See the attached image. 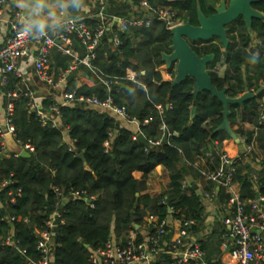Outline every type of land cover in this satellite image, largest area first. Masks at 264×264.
<instances>
[{
    "label": "trees",
    "instance_id": "1",
    "mask_svg": "<svg viewBox=\"0 0 264 264\" xmlns=\"http://www.w3.org/2000/svg\"><path fill=\"white\" fill-rule=\"evenodd\" d=\"M152 6L169 7L174 20L180 23L190 21L197 24V9L200 8L205 17L214 14L221 0H148ZM139 0H123L107 2V11L121 15L131 3L137 5ZM252 8L264 16V1L252 5ZM96 11V10H95ZM79 13V17L94 24L95 19ZM71 18V17H70ZM111 33L106 32L93 51L95 55L91 65L95 72L108 77L125 78L134 73L144 89L128 84L131 91L120 89L108 94L100 83L97 73L78 65L74 71L80 76V85L76 80L65 82L59 87L61 94L75 93L76 99L105 100L108 96L113 103L123 108L130 118L139 125V133L148 143L146 146L134 140L133 128L122 124L107 110L88 105L73 103L59 106L57 117L66 129L72 145L63 142L60 130L49 125L42 126L37 117L26 107L27 99L20 92L22 86L19 79L10 74L7 84L0 85L6 102L12 105L10 116L14 127V140L20 148L30 145L33 152L30 158H20L17 153H4L0 138V180L11 182L0 190V236L13 230L20 249L26 257L36 261L35 234L44 228L54 208L57 189L68 198L63 209V224L55 233L56 246L52 264H91V252L103 247L113 234L115 240L124 242L127 233L135 225L143 227L144 218L156 217L157 223L175 218L177 220H195L192 232L199 231L203 224L205 207L192 186L190 194L182 192L181 183L187 176H195V156L202 146L211 143L221 145L230 141L226 133L217 131L222 123V104L209 93H200L193 99L194 82L185 79L172 88L170 81L162 78L160 68L164 65L163 54H170L171 35L162 22L155 21L148 29L132 28L119 35L121 44L118 49L112 47ZM229 46L226 50L214 38L208 43H192V50L199 56L212 55L213 60L206 66L212 85L217 90H226V96L237 98L244 92L256 91L264 84V20H252L251 30L245 26L242 18H238L227 27ZM255 42L254 55L250 45ZM71 48L78 59L88 56L86 48L75 37H71ZM51 71L57 78L68 70L73 59L58 53L50 52ZM223 60L225 69L220 77L212 71L214 66ZM172 66L168 70L171 78L175 71ZM15 92V98H8ZM53 96V97H51ZM246 100L242 106H229L228 123L231 128L240 120L247 121L253 130L244 131L241 126L233 130L246 145L252 141L253 150L249 156L258 152L262 156L261 169L255 173L251 167L239 162L236 167L235 181L239 185L241 201L248 202L256 198V194L264 197V121L258 124L260 111L257 100ZM46 112L56 105L55 94H51L42 102ZM195 105L194 118L190 120L191 107ZM159 108V109H158ZM264 111V110H263ZM165 126V132L161 130ZM149 142H159L151 146ZM105 144H108L106 152ZM256 152V153H255ZM83 153L84 162L78 155ZM240 157L244 151L237 152ZM215 170L219 165V154L210 155ZM161 166L168 173L169 187L156 197L143 194L146 190V179L152 171ZM134 173H140L136 180ZM199 174V173H198ZM20 195L14 205L8 203L10 194L17 191ZM206 192H216V202L227 206L230 196L221 187L207 182ZM71 191L84 192L91 200L90 204L83 200L69 198ZM172 210L170 215L168 210ZM245 212L250 207L245 205ZM13 217L9 225L2 218ZM224 217V216H223ZM150 231V228L148 227ZM170 230L169 226L165 227ZM222 220L216 223L205 239L200 241V249L209 264H221ZM154 226H152V233ZM170 235L166 236L169 239ZM167 257L164 264H170ZM0 264H27V260L16 251L0 248Z\"/></svg>",
    "mask_w": 264,
    "mask_h": 264
},
{
    "label": "built area",
    "instance_id": "2",
    "mask_svg": "<svg viewBox=\"0 0 264 264\" xmlns=\"http://www.w3.org/2000/svg\"><path fill=\"white\" fill-rule=\"evenodd\" d=\"M5 3L6 0H0V9ZM127 4L129 7L123 14L114 15L107 11V0H100L96 11L86 16L95 19L94 24L87 23L85 21L86 19L81 17L73 23L69 17V22L65 30L52 33L48 38L41 40H33L23 36L19 30L18 17H15L10 24L9 37L6 43L0 47V84L5 86L7 84V77L10 74L19 79L22 86L20 92L27 99L26 107L28 111L37 117L42 126L49 125L56 129L57 125L54 117L58 115L59 106H51L48 112L40 107L39 99L36 98V92L31 86L23 84L22 74L17 69L20 60L27 56H31L33 59L34 76L41 85L45 86V92H48L45 95L46 97L44 96L42 99L50 96V90L55 86L60 87L63 85L66 82V78L74 73L78 65H83L89 71L97 73L98 80L107 89L108 94L112 92L116 93L122 89L123 85L128 86V84L144 89V85L134 73H129L125 78H115L108 77L100 72H95L96 69L91 65V61L95 57L93 51L106 32L111 33L112 47L116 50L121 44L119 35L127 33L132 28L148 29L153 22L158 21L162 22L165 29L170 32L182 23L174 20L175 16L169 7L152 6L148 0H139L137 5ZM72 36H75L88 52V56L81 60L78 59L71 48ZM52 49L73 59L68 70L61 73L56 80L53 79V73L51 71L50 52ZM262 87H264V84ZM16 95L13 92L9 93L7 97L15 98ZM74 95V92L71 94H63V104L60 106L72 105L77 102L107 110L116 118L135 125L138 130L134 134V140H137V136L140 134L138 123L133 118H130L123 108L117 107L110 96L100 101L96 98L76 99ZM259 103L264 110V96L259 99ZM11 113L12 105L8 103L6 116L7 130L3 131L0 129L1 146L3 149L5 147V135L9 133L14 138V127L10 121ZM263 121L264 111L260 112L258 124L261 125ZM161 130L165 132L164 125H162ZM149 144L151 146H157L159 142H149ZM253 144L254 142L252 141L244 147V155L252 152ZM105 147L107 152L108 144H105ZM20 150L28 153L33 152V148L30 145H26L23 148L18 146V153ZM240 159L241 157L232 156L226 151L219 152L218 167L213 171H199V173L204 180L213 183L215 187L223 188L226 194L230 196L228 202L230 206L229 213L222 218L221 250L230 255L234 264H264V241L259 234L260 231H264V215L259 210V205H264V197L258 196L257 199L255 198L247 203L240 200L239 193L235 188L236 167ZM9 184L11 182L0 180V190ZM188 187V184L182 181V192H186ZM53 191L56 195L54 208L50 217L45 222L44 228L35 234L36 251L39 254V258L34 261L26 257V252L20 249L19 241L15 239L13 230H10L4 236H0V248H9L16 251L21 257L27 260V264H52L56 246L54 233L63 224V200L68 199L63 197L57 189H53ZM19 195V190L13 196L10 194L8 203L14 205L16 202L15 197ZM215 195L216 192L211 191L205 197L209 202H212ZM69 198L83 200L85 203L89 201V204L91 202L84 192L71 191ZM246 204L251 209L250 213L245 212ZM169 213H171V210H169ZM1 221L10 225L14 221V218H2ZM149 221L150 224L147 227L150 228V231L144 238L140 237L138 229L135 227L127 233L124 242L115 240L113 236H110L103 247L91 252L89 258L90 263L164 264L165 258L170 257V264H209L204 259V253L200 249V245L192 237V228L196 226L195 220H180L177 235L171 239H166V236L170 233V230H165V227L169 226L167 221L156 223L153 233L152 217H149Z\"/></svg>",
    "mask_w": 264,
    "mask_h": 264
},
{
    "label": "crops",
    "instance_id": "3",
    "mask_svg": "<svg viewBox=\"0 0 264 264\" xmlns=\"http://www.w3.org/2000/svg\"><path fill=\"white\" fill-rule=\"evenodd\" d=\"M99 1L100 0H85L86 6L80 13L85 14V15L93 14L97 8ZM108 1L109 0H107V2ZM20 14H21V10L16 7V0H6V3L0 9V16H1L0 47H2L6 43L7 38L9 37L10 24L13 22L15 17L19 18ZM254 47H255V42H253L249 48L253 50L254 55H257V52L254 49ZM17 69L22 74V79H23L24 85L31 86L33 88L34 81L38 83L36 77L34 76L33 59L31 56H27V57L21 59ZM224 69H225V65H224L223 60H221L220 62H218L214 66L212 71L221 77L223 75ZM168 70L169 69H166V67H165V63L160 68V72L162 74L163 80L171 82L174 77L171 78L170 74L168 73ZM0 77H1V73H0ZM53 79L56 80L54 74H53ZM74 80H76L77 85L79 86L80 85V76H77ZM33 89L36 90V89H38V87H34ZM53 89H55L54 93H55L56 106H60L63 104V94H61V92L58 90L59 87L55 86ZM43 92L44 91L42 90L41 93L43 94V97H44L48 92H44V93ZM43 97L38 98L39 99L38 100L39 106L42 108H43L42 102L44 101V99H42ZM48 97H50V96H48ZM51 97H53V96H51ZM257 103H258L259 111L262 112L263 109L261 108L262 105L259 103V100H257ZM7 105H8V103L6 102V98L2 94V91L0 90V129H2L3 131L7 130V123H6ZM191 109H192V107H191ZM118 120H120L122 122V124H124V125L131 126L133 128L134 134L137 133L138 129L135 125L129 124V123H127L121 119H118ZM190 120H192V119L190 118ZM54 121L56 122L57 129L60 130L61 133L63 134V142L65 144L71 146L72 143L69 140V137L67 135V131L65 128H63L60 120L57 117H54ZM239 126H241L242 129L244 131H247V132H250L253 130L252 125L250 123H248L247 121L242 122L240 120V117H238L237 124H235L234 127L231 129L235 130ZM4 142H5V139H4ZM240 142H241V144L243 146V150H244L245 143L242 139H240ZM222 151H226L230 155L235 156V157L236 156L240 157L237 152H242L239 150V146L237 144H235L232 140L224 141L221 145L208 143V144L202 146L200 152L198 154H196L195 162L193 165L194 171H197V170L208 171L209 168L212 166V161H211L212 159L210 158L211 153L215 152V153L219 154V152H222ZM3 152L4 153H18V151L17 152H10L8 150L6 143H5V147L3 149ZM261 160H262V156L257 152L255 156L245 155V156L241 157L240 162L249 165L251 167V169L255 173H257L261 169ZM198 173H196L197 175H195L193 177L187 176L184 181L189 186L186 193L190 194V188L192 186L193 190H195L197 192L199 199H200V202L205 207V212H204V216H203V224L201 225L199 231H197L195 233L192 232V237L199 244L200 241L205 239L206 234L213 229L214 225L216 223L220 222L222 220L223 216H225L229 213L230 206L228 204H227V206H224L222 204L221 205L218 204L216 202V196L212 202H209L206 199L205 195L208 192H206L205 187L207 186V182H209V181L204 180L201 177L200 173L199 174ZM133 177L136 180H140L141 174L140 173H134ZM168 187H169L168 173L164 168H162L161 166H158L152 171V173H150L148 175V177L146 179V190L143 194H147L151 198H156V197L160 196L163 193V191L167 190ZM235 188H236L237 192L239 193L240 188H239V185L237 183H236ZM216 190H217V187H216ZM225 194H226V192H225ZM67 201H68V199H64L63 204H66ZM169 210H168V213H169ZM259 210L264 215V205H259ZM169 214L170 215L173 214L172 210H171V213H169ZM179 221L180 220H177L175 218L173 219L171 217L168 219V223L170 226V233H169L170 237H169V239L174 238L177 235V231H178V228L180 225ZM156 223H157V218L152 217V226H155ZM149 224H150L149 216H147L144 218L143 227H139V226L135 225V228L138 229V233H139L141 238H144L148 234L149 230H148L147 226ZM259 234L261 235V237L263 238V241H264V231H260ZM111 236L114 237L113 234ZM166 258H165V260H166ZM168 258H169V260H171L170 257H168ZM220 262H221V264H234L230 255L228 253H224V252L220 256Z\"/></svg>",
    "mask_w": 264,
    "mask_h": 264
},
{
    "label": "water",
    "instance_id": "4",
    "mask_svg": "<svg viewBox=\"0 0 264 264\" xmlns=\"http://www.w3.org/2000/svg\"><path fill=\"white\" fill-rule=\"evenodd\" d=\"M264 0H221L215 8L213 15L205 17L200 8L197 9V24L192 25L190 21L182 23L170 31L171 46L170 54H163L162 60L166 69L175 68V75L171 81V87L174 88L182 83L185 79H192L194 82L192 96L196 100L197 96L202 92L209 93L213 98L222 104L223 110L222 123L216 128L215 132L221 131L235 144L239 146V150L243 151V146L239 137L234 133L228 123L229 106H242L248 99H254L264 92V87L251 92L245 87L244 92L237 98H229L226 96V90H217L211 82L210 76L206 70V66L213 60L212 55L199 57L191 48L192 43L202 42L208 43L212 39L219 40L220 45L226 50L229 46L227 37V27L233 24L238 18H242L248 31L251 30L252 20H264V16L252 8V5ZM58 44V42L56 41ZM77 77L76 73L70 74L66 78V82H70ZM122 89L131 91V88L123 85ZM196 107L192 106L190 118L193 119ZM5 143L10 152H17L18 146L11 134L5 135ZM137 140L147 145L144 137L139 134ZM20 158H30V154L24 150L18 153ZM78 158L84 162L83 153ZM256 194V199L258 198ZM89 204V201L86 202Z\"/></svg>",
    "mask_w": 264,
    "mask_h": 264
},
{
    "label": "clouds",
    "instance_id": "5",
    "mask_svg": "<svg viewBox=\"0 0 264 264\" xmlns=\"http://www.w3.org/2000/svg\"><path fill=\"white\" fill-rule=\"evenodd\" d=\"M85 6V0H16L19 30L26 38L46 39L65 30L69 17L75 23Z\"/></svg>",
    "mask_w": 264,
    "mask_h": 264
},
{
    "label": "rangeland",
    "instance_id": "6",
    "mask_svg": "<svg viewBox=\"0 0 264 264\" xmlns=\"http://www.w3.org/2000/svg\"><path fill=\"white\" fill-rule=\"evenodd\" d=\"M34 87H38V89H34V91L36 92V98H39V97H43V94L41 93V91L43 90L44 92L46 91V89H45V86L43 87V85H41L39 82L37 83V82H35L34 81V85H33V88ZM43 92V93H44ZM55 92V89L53 90V89H51L50 90V93L51 94H53ZM55 94V93H54Z\"/></svg>",
    "mask_w": 264,
    "mask_h": 264
}]
</instances>
